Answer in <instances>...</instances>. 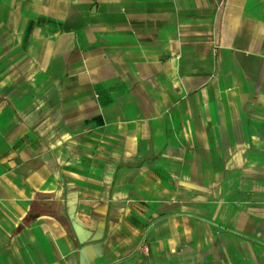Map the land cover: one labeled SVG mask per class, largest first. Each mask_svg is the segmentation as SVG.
I'll return each mask as SVG.
<instances>
[{"label": "crops", "instance_id": "crops-1", "mask_svg": "<svg viewBox=\"0 0 264 264\" xmlns=\"http://www.w3.org/2000/svg\"><path fill=\"white\" fill-rule=\"evenodd\" d=\"M0 264H264V0H0Z\"/></svg>", "mask_w": 264, "mask_h": 264}]
</instances>
